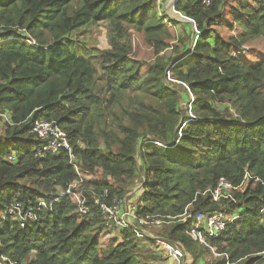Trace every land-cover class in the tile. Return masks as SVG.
I'll return each instance as SVG.
<instances>
[{"label":"trees","instance_id":"16d2710c","mask_svg":"<svg viewBox=\"0 0 264 264\" xmlns=\"http://www.w3.org/2000/svg\"><path fill=\"white\" fill-rule=\"evenodd\" d=\"M174 8L196 25L191 50L180 48L182 38L172 43L167 24L176 21L159 17L157 0H0V264H150L138 251L146 242L159 245L131 229L116 230L105 242L102 216L92 205L94 196L122 199L139 171L135 205L127 197L139 228L147 225L138 224L146 216L174 220L155 235L185 256L214 247L216 258L206 264H264L256 255L264 250V59L252 64L239 56L248 42H264V0H210L208 6L177 0ZM226 10L228 28L239 31L224 38L214 25L224 26ZM100 23L117 34L109 49L79 52L75 32ZM125 26L152 47V63L133 59L119 45ZM170 44L178 57L163 55ZM167 73L178 83H166ZM185 84L193 101L181 109L188 100ZM116 91L146 94L160 107L142 105L126 112L130 124L118 119L116 131L100 129L96 120L117 105ZM40 120L55 121L66 132L82 174L78 189L90 207L78 215L64 196L49 210L32 205L37 219L21 225L4 213L10 204L49 200L80 180L67 150L39 148L43 140L31 130ZM97 170L111 181L85 179ZM221 178L230 186L213 200L209 189ZM200 213L231 220L220 235H204L203 244L190 234Z\"/></svg>","mask_w":264,"mask_h":264},{"label":"rangeland","instance_id":"374dc122","mask_svg":"<svg viewBox=\"0 0 264 264\" xmlns=\"http://www.w3.org/2000/svg\"><path fill=\"white\" fill-rule=\"evenodd\" d=\"M231 5H234V4L232 3ZM169 7L170 6L166 4V0H160L159 2L157 1V13L159 17L163 16L165 23H167L166 21H168V19H171V18L176 21V24L174 26L172 24L171 25L167 24V27L171 29L175 34V40L172 43H177L178 39L180 42V39L182 38L183 42L180 48L184 49L185 46H188V48L191 50L195 45V41L197 38L196 35L198 34L196 30V25L194 24V22H190L179 16L169 15L171 17L169 18V16H167L168 14L165 13V10L168 9ZM228 11L229 10H226L224 12L226 15L224 16V18H222L224 26H221L218 24L214 25V29H216L218 33L224 38L229 37L230 35H235L239 31L236 26H234L233 28H228L229 23H231L232 21L231 16L228 13ZM110 26L111 25H109L108 23H100L94 26L81 28L78 31H76L74 34L73 42L75 43V45L76 44L78 45V48H79L78 51L83 52V51L88 50L89 53H92L94 55H99L101 53V50L102 51L108 50L111 45L110 42L114 40V38L117 37V34H114L113 32L110 31V28H109ZM118 42H119V45H123L125 47L127 51V55L132 57L133 59L140 61L142 63H152L154 61V53H153L152 47L148 46L145 43L143 35L141 33H138L134 28L125 26L123 28V32H121L120 36H118ZM162 53L164 56H167V57L171 55L173 57H178V55H180L173 50L172 44H170V46L166 48ZM239 56L242 57L245 61L252 63V64H256L258 61L263 60L264 59L263 40L256 39V40H252L248 42L245 46H242L239 49ZM93 60L95 61V58H93ZM99 61H101V58ZM145 68L146 67L143 66L142 70ZM99 73H102L101 68H99ZM165 79H166V83H170V82L172 84L178 83L175 80L171 79L168 73L166 74ZM184 87L186 88V92L188 94V100L187 102L184 101L180 103L179 106L181 109H184L185 106H189V103L193 101L192 93L188 91L187 85L185 84ZM116 96H118L119 100L116 102L117 105L113 108V110L106 108L105 111H101V113L99 114V117L96 120L97 127H99L100 129H104L106 131H109V130L116 131L115 129L116 124L114 123L118 119L123 121L122 123L130 124L132 120H130V118L126 115V112L135 111L136 109L137 111L138 109L140 111V107L142 105H149L153 108L160 107V103L158 101H156L153 97L151 98L150 96L146 94L134 93V92H129V91H120V92L116 91ZM102 97L103 99L109 98V93H103ZM224 106L225 105L222 104L221 109ZM162 109H165V108H162ZM187 113L190 116H192L190 111H187ZM230 113L233 114L231 111ZM183 118L184 116L182 117V119ZM184 123L185 122H183V124ZM106 124L109 126L114 125V127L111 126L107 128L105 127ZM1 125H2V122L0 121V131L2 130ZM95 136L96 137L98 136L97 128H96ZM145 139H150V137H147ZM154 142L159 146L162 145L160 141L155 140ZM114 145L115 144L111 145L113 146L111 149L113 151H116V148H115L116 146L114 147ZM139 159L137 161V166L140 169L142 163H141V160ZM89 174L90 173H86L85 179H91V178L102 179L103 177H106L99 170H97L93 174V176ZM106 179H108V181H111L110 178L108 177H106ZM142 180H143V175L140 174V171H139L137 177H135L132 182H129L130 186H128L127 189L130 187L129 189L130 191H128V193L123 197L127 199V197L131 195V197L129 198V202H133L134 205H135V201L138 196V190L136 189L139 188ZM123 198L120 199L119 197H117L119 202H122ZM263 211H264V208H263ZM188 216L189 215L179 218L180 222L185 221L188 218ZM206 218L207 217L205 214H202V213L198 214L196 216V220L193 226L199 227V228L201 227L202 229H204L206 226V222H205ZM156 219L158 220V222H160V218H156ZM179 220L177 218L176 221H179ZM174 222H175L174 220L172 222H164V223H162L161 221L160 225L159 224L156 225L157 224L156 222H152L153 224L150 223L142 227V230L144 231V233H147L148 236L153 240L155 238L162 239V238H159L160 236H157L158 235L157 233L163 231V226L168 227ZM105 232L107 233L106 236L103 237L105 242L108 241V239L113 237V235L115 234L113 233L114 230L109 231L105 229ZM117 238L119 239L120 237L118 236ZM142 247L143 248L138 251V256L140 259H143L144 261H151L150 264H177L173 260L171 259L169 260L168 258H166L167 256L166 253L160 248V246L155 245V243L146 242L142 244ZM211 249L213 251L215 250L214 247H212ZM212 250L209 249V251H206L205 249V252L202 254L201 248H198L195 253H191L193 256L191 254L189 255L188 253H186L187 255L186 256L184 255L181 262L178 264H206V262L208 261L212 262L215 260L216 255H217ZM153 251L154 252L157 251L156 253H158V255H154ZM199 254H201V256H199L196 260H194V258L197 257Z\"/></svg>","mask_w":264,"mask_h":264},{"label":"built area","instance_id":"2783aa9c","mask_svg":"<svg viewBox=\"0 0 264 264\" xmlns=\"http://www.w3.org/2000/svg\"><path fill=\"white\" fill-rule=\"evenodd\" d=\"M158 2L160 0H157ZM177 0H166V4L170 6L165 10L166 15H175L182 17L190 22H193L190 18L183 16L179 11L174 8V3ZM205 6H208L210 0H202ZM169 18H171L169 16ZM172 19V18H171ZM173 20V19H172ZM36 136H38L43 141L39 148L42 151L56 153L60 149H65L68 152L69 162L75 169L77 175L80 176V180L76 182H71L65 189H62L56 194L52 196L49 200L44 198L37 199L35 203L29 204L28 206H22L19 202H13L4 210V213L8 212L13 214L14 217L19 221L21 225H24L23 220L28 218L29 220H36L37 216L34 211V206L38 209H51L54 203H57L61 200L62 197L68 196L71 198L72 202L75 203V211L78 215H84L89 211L90 205L87 202L86 195L84 191L78 189V186L81 182V173L79 172L76 164V158L72 152V148L68 142L66 132L61 128V126L55 121H44L40 120L35 122L32 126V130ZM229 183L224 179H220L217 186L213 189H209V192L212 196L213 200H218L223 196V190L225 187H229ZM204 193V192H203ZM34 205V206H32ZM92 205L96 206L99 210L102 220L106 230H122V229H131L135 232V235L138 237L148 236L147 233L139 228V226L135 225L132 218L134 217V206L127 202V199L123 198L122 202L115 197H113L109 202H105L97 197L92 198ZM149 216L145 218H139L138 224H148ZM230 217H224L221 213H214L207 216L205 222L206 226L202 230H198L196 227L191 229L190 234L193 238H196L200 243L205 244L206 236H218L225 228V225L228 221H230ZM154 222H158L157 219L152 220ZM156 242L160 248L166 253V255L173 260L175 263H180L182 258L184 257L182 249L177 245L173 244L164 239L155 238L153 240ZM256 255L260 259H264V250H261L256 253Z\"/></svg>","mask_w":264,"mask_h":264}]
</instances>
